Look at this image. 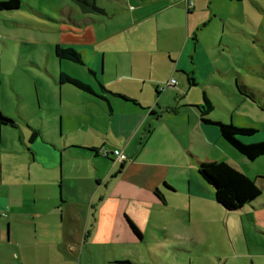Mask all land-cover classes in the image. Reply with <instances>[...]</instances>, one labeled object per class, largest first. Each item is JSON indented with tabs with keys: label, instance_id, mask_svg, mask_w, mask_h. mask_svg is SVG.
Returning a JSON list of instances; mask_svg holds the SVG:
<instances>
[{
	"label": "crops",
	"instance_id": "obj_1",
	"mask_svg": "<svg viewBox=\"0 0 264 264\" xmlns=\"http://www.w3.org/2000/svg\"><path fill=\"white\" fill-rule=\"evenodd\" d=\"M115 2L116 11L98 5L102 12L81 4L83 12L109 17L107 39L98 38L95 25L103 20L65 23L66 31L76 29L71 30L75 39L65 43L76 41L72 47L84 55L98 82L87 83L95 94L61 83L59 108L42 112L39 107L35 117L27 109L13 115L0 107V116L16 122L0 121V264H193L200 249L213 252L208 253L211 264H264V250L236 244L243 235L246 239L248 228L264 238V177L255 178L261 194L231 211L217 201L214 187L198 169L201 162L223 160L242 171L237 157H245L203 120L204 98L213 107L208 118L255 127L253 141L258 142L264 141V119L259 110L254 116L245 112L249 101L264 112L258 89L242 74L240 79L211 81L217 72L230 75L228 69H214L213 55L198 34L206 19L193 3ZM169 10L178 14L179 23L161 21ZM122 16L139 19L137 33L116 37L125 24L110 19ZM152 19L158 34L141 36ZM165 26L179 29L180 37H161ZM226 42L223 47L238 45ZM257 68L247 65L248 70ZM172 78L177 82L169 85ZM241 85L255 98L242 93ZM74 100L85 106H71ZM35 131L38 135L32 138ZM73 148L83 153L77 158L82 166L68 165L72 159L67 151ZM115 148L127 154L125 162L103 154ZM230 221H240V227ZM171 224L182 229L175 228L178 235L169 247L161 243L160 230ZM219 231L227 243L223 238L212 243L200 239L216 237ZM168 253L173 261L167 260Z\"/></svg>",
	"mask_w": 264,
	"mask_h": 264
},
{
	"label": "rangeland",
	"instance_id": "obj_2",
	"mask_svg": "<svg viewBox=\"0 0 264 264\" xmlns=\"http://www.w3.org/2000/svg\"><path fill=\"white\" fill-rule=\"evenodd\" d=\"M7 1L0 0V2ZM171 1H181L182 3L184 2V5L186 2L188 5L193 3L191 7H195L199 14L206 19L199 26V37H201L202 42L204 41L207 44V53L209 52L213 55L210 59H212L214 69L216 70L217 66L225 71L228 69L230 75L229 77L222 76L221 73L216 71L217 73L211 81L221 83L222 79L223 81L225 79L229 80L230 78L240 79L239 74H242L244 76L243 80L246 83L258 89L260 97L258 101L263 105L264 0ZM20 2L21 5L18 9L5 8L0 10V107L4 110L6 108L9 109V113L13 115L17 114L19 108L22 110L27 109L30 110L31 115L33 114L36 117V114L39 113V107L42 112H46V108H59L60 87L62 86L59 82L61 71L85 83L98 85V82L89 72L91 68H88L85 63L79 64L69 59L61 60L57 57L55 52L57 44L72 47L76 43V41L65 43L67 40H74L75 38L73 36L77 35L75 32L71 33V30L76 31L71 26L68 27L71 30L66 31L65 23H71V19L81 21L90 17L91 19L103 20L95 24L98 29L99 39L101 37L107 39L111 31L107 23H105V18L108 20L109 17L96 11L83 12L82 5L77 0H20ZM96 5L106 6L111 11L118 9V4L115 0H98ZM110 20L112 22L119 20L122 24H125V31L121 34H116V37L122 35L131 36L137 33L140 23L139 19L135 16H122ZM168 20L179 23L180 17L173 10L164 11L161 15V21L166 22ZM150 23L152 26L149 25V27H143L141 29L143 31L140 34L141 36H144V32L148 34L151 32L153 35L158 34L157 29L153 27V19ZM160 35L164 39L166 38L171 41L174 37L176 39L180 37V30L177 28L169 30L165 26V30ZM221 39H223L222 42ZM182 41V39L179 40L177 44H174V47L179 46ZM226 41H235L238 45H231L230 48L223 47L224 44L227 46L226 43L228 42ZM82 57L84 58V55ZM247 65L253 68L258 66V68L255 71L248 70ZM165 74L166 72L162 71L161 75L164 76ZM69 86L74 88L72 85ZM83 93L89 96L88 93ZM194 96L195 94L193 93L189 98L191 99ZM249 102L246 103L245 112L251 113L254 116L257 115L259 110V117L264 119V112ZM84 104L81 100H74L71 106L82 107ZM66 105L68 106V101ZM214 105L216 106V104ZM217 108L221 111L219 106ZM230 108L236 111L235 105L231 103V100ZM260 108L263 109L264 107L262 106ZM238 111H242V109L240 108ZM227 115L230 119L231 112L227 111ZM260 133L264 134V131ZM67 154L72 159L68 162L71 168L74 163L78 166L83 165L81 160L77 159L82 157L81 154L83 153L81 151L73 148L68 150ZM239 156L243 158L242 155ZM240 157H237L238 164L245 174L253 180L258 175L264 177V157L256 161L249 160L245 157L241 159ZM187 224L183 226L184 230L188 228ZM233 224L240 227V221L229 222L230 226ZM175 228L182 229L181 226L171 224L164 232L160 230V234L162 235L161 243L169 247L171 246L174 240L172 236L177 237L176 235H178ZM224 228L226 229L225 226ZM157 233L159 234V232ZM185 235H187L188 240L192 239L191 237L189 238V232ZM221 238L224 239L222 242L227 243V239H225L224 234L220 231L216 234V237L212 236L210 238V236L206 235L200 237L203 241L206 239L211 243L215 242L214 239L218 241ZM247 243L253 249L259 251L264 250V238L255 235L250 228L247 229L246 239L243 235V240H240L236 244L238 247H246L248 245ZM143 246H146L147 249V245ZM160 246L163 245L161 244ZM142 251H145V247L142 248ZM208 253L213 252H204V250L200 249L199 258L195 259L193 264H205L206 260L211 264L209 261L211 258H208ZM166 258L169 261H173L174 259L170 253L166 255Z\"/></svg>",
	"mask_w": 264,
	"mask_h": 264
},
{
	"label": "trees",
	"instance_id": "obj_3",
	"mask_svg": "<svg viewBox=\"0 0 264 264\" xmlns=\"http://www.w3.org/2000/svg\"><path fill=\"white\" fill-rule=\"evenodd\" d=\"M81 4L88 5L96 11H104L102 8L94 4V0H77ZM21 5L20 0H8L0 2V10L2 9H18ZM56 55L59 59H69L73 62L84 64V60L79 51L74 47L57 44L55 48ZM91 73H94L90 69ZM60 83H69L73 86L95 94L92 87L84 81L72 77L66 72H60ZM240 91L248 97L255 98L252 90L245 85H241ZM124 97L121 94H117ZM203 120L215 126L222 137L230 143L241 154L249 160H256L264 157V141L254 142L258 130L252 126H238L233 123L212 120L207 115L212 111L213 107L207 97L204 98V104L201 105ZM2 123L15 125L16 122L4 115L0 116ZM38 132L32 134V138L36 137ZM97 152L98 150L91 149ZM200 174L208 181L215 190L217 201L228 210H238L247 203H250L261 194V188L255 180L251 179L245 173L237 169L234 165L227 161H205L199 165ZM134 230L140 235L138 228L130 221ZM125 262V261H124Z\"/></svg>",
	"mask_w": 264,
	"mask_h": 264
},
{
	"label": "built area",
	"instance_id": "obj_4",
	"mask_svg": "<svg viewBox=\"0 0 264 264\" xmlns=\"http://www.w3.org/2000/svg\"><path fill=\"white\" fill-rule=\"evenodd\" d=\"M176 82L177 81L174 78H172L168 84L171 85V84H174ZM103 154L105 156H108L109 154H111L112 156L115 157V159L117 161H121V162H125L128 159L127 154L122 149H119V148H115V149L111 150L110 153L108 150H103Z\"/></svg>",
	"mask_w": 264,
	"mask_h": 264
}]
</instances>
